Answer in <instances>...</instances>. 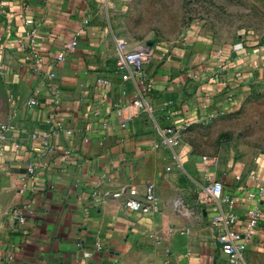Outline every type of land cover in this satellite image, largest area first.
<instances>
[{
  "label": "crops",
  "instance_id": "1",
  "mask_svg": "<svg viewBox=\"0 0 264 264\" xmlns=\"http://www.w3.org/2000/svg\"><path fill=\"white\" fill-rule=\"evenodd\" d=\"M130 2L0 0L6 10L0 14V54L13 85V107L5 121L10 127L0 139V264H229L212 223L216 208L197 200L201 186L212 180L209 167L186 161L180 146L155 147L160 129H181L188 117L221 112L222 95L210 104H204L202 88L185 96L186 85L194 82L164 74L165 68L179 66L172 52L156 74L145 66L154 81L149 108L127 128L119 126L113 111L138 92L116 63L118 37H125L130 48L144 45L137 46L125 32ZM28 17L38 27L41 76L26 65L17 42L27 39ZM74 37L76 51L55 64V56ZM52 71L58 103L45 84ZM32 97L39 106L27 105ZM31 164L37 166L33 177ZM251 172L226 191L240 199L235 210L241 224L255 202L244 198L257 185ZM258 175L264 178L263 172ZM150 181L156 185L159 211L129 210V188L143 192ZM257 205L264 208V200ZM15 208L26 222L13 213ZM245 256L248 264H264V219Z\"/></svg>",
  "mask_w": 264,
  "mask_h": 264
},
{
  "label": "rangeland",
  "instance_id": "2",
  "mask_svg": "<svg viewBox=\"0 0 264 264\" xmlns=\"http://www.w3.org/2000/svg\"><path fill=\"white\" fill-rule=\"evenodd\" d=\"M126 10L128 38L137 46L152 43V60L174 52L179 66L164 74L194 82L185 96L202 88L210 104L222 95L221 112L188 117L181 127L184 159L217 155L219 162L207 169L228 192L245 172L264 173V0H131ZM2 60L0 54V124L13 107ZM165 64L146 65L156 74ZM220 173L224 178L215 179Z\"/></svg>",
  "mask_w": 264,
  "mask_h": 264
},
{
  "label": "built area",
  "instance_id": "3",
  "mask_svg": "<svg viewBox=\"0 0 264 264\" xmlns=\"http://www.w3.org/2000/svg\"><path fill=\"white\" fill-rule=\"evenodd\" d=\"M29 4L26 5L28 7ZM6 13L5 7L0 4V14ZM28 25L27 39H18V45L22 52L26 65L33 74L41 76L43 73L42 66L44 59L37 49L36 40L38 37V27L33 18H26ZM79 41L76 37L69 40L63 51L54 58V63L59 64L67 56L73 54L78 48ZM154 48L147 44L137 48H130L124 39L117 41V69L122 74L123 79L132 80L138 87L137 95L131 97L125 102L115 105L113 111L118 120V124L122 128H127L130 122L139 117L149 108L148 95L154 88L153 79L145 72V66L152 61L154 56ZM56 78L55 71L45 76L46 86L53 92L52 100L59 102L60 89L54 84ZM106 83V82H105ZM29 107L40 105V100L32 97L27 102ZM10 125L5 122L0 124V139L7 136ZM161 140L155 144V147L167 146L178 147L182 142L181 129L176 126H168L160 129ZM88 141V138H86ZM66 155L60 159H66ZM206 166L216 165L219 162L217 155H205L202 158ZM29 175L33 177L37 173L36 164L29 165ZM251 179L257 184L255 188L249 189L244 198L257 201L264 200V178L258 174L252 173ZM118 196L119 194H115ZM198 203L204 205H213L216 213L213 217V225L217 229V244L219 245L223 255L227 258L229 264H248L245 253L250 238L256 233L258 226L264 219V208L260 205L249 208L247 218L241 224V217L235 210V205L239 203L238 196L227 193L225 185L220 180H208L201 186L197 193ZM226 205L228 208H223ZM126 206L129 210L138 213H155L159 211V196L157 194L156 185L150 181L143 192L137 187L129 188V197L126 200ZM13 213L18 215L21 222H26L27 217L21 212V209H13Z\"/></svg>",
  "mask_w": 264,
  "mask_h": 264
}]
</instances>
